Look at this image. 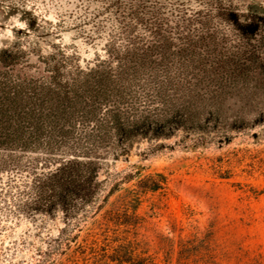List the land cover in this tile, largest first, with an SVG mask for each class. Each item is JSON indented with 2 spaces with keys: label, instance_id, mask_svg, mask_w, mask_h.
I'll use <instances>...</instances> for the list:
<instances>
[{
  "label": "trees",
  "instance_id": "trees-1",
  "mask_svg": "<svg viewBox=\"0 0 264 264\" xmlns=\"http://www.w3.org/2000/svg\"><path fill=\"white\" fill-rule=\"evenodd\" d=\"M102 50L80 65L60 46L0 49V175L16 214L68 222L93 204L107 156L264 124V12L247 0H117ZM125 255L109 260L152 264Z\"/></svg>",
  "mask_w": 264,
  "mask_h": 264
},
{
  "label": "rangeland",
  "instance_id": "rangeland-1",
  "mask_svg": "<svg viewBox=\"0 0 264 264\" xmlns=\"http://www.w3.org/2000/svg\"><path fill=\"white\" fill-rule=\"evenodd\" d=\"M247 1L264 12V0ZM116 28L117 0H0V49L60 46L83 65ZM227 138L179 133L107 156L93 204L68 222L60 212L16 214L0 175V264H117L109 258L122 253L152 264H264V124Z\"/></svg>",
  "mask_w": 264,
  "mask_h": 264
}]
</instances>
